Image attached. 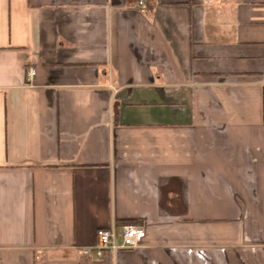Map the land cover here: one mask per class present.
Segmentation results:
<instances>
[{
	"label": "crops",
	"instance_id": "obj_1",
	"mask_svg": "<svg viewBox=\"0 0 264 264\" xmlns=\"http://www.w3.org/2000/svg\"><path fill=\"white\" fill-rule=\"evenodd\" d=\"M146 5L0 0V264H264V0Z\"/></svg>",
	"mask_w": 264,
	"mask_h": 264
},
{
	"label": "built area",
	"instance_id": "obj_2",
	"mask_svg": "<svg viewBox=\"0 0 264 264\" xmlns=\"http://www.w3.org/2000/svg\"><path fill=\"white\" fill-rule=\"evenodd\" d=\"M135 5L140 10L146 9V0H135ZM35 69L27 70V77H32ZM145 237V228L138 223L113 224L110 227H99L96 230L97 243L80 249L84 255L93 254L100 257L104 251L115 252L119 249H132L140 246Z\"/></svg>",
	"mask_w": 264,
	"mask_h": 264
},
{
	"label": "trees",
	"instance_id": "obj_3",
	"mask_svg": "<svg viewBox=\"0 0 264 264\" xmlns=\"http://www.w3.org/2000/svg\"><path fill=\"white\" fill-rule=\"evenodd\" d=\"M262 110H263V120H264V86L262 89ZM125 223H128V222H125Z\"/></svg>",
	"mask_w": 264,
	"mask_h": 264
}]
</instances>
